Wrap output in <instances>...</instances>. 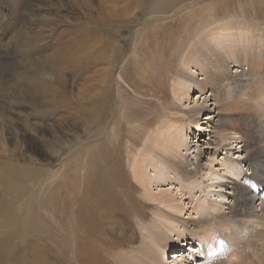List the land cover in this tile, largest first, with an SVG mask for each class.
Listing matches in <instances>:
<instances>
[{"label":"rangeland","instance_id":"1","mask_svg":"<svg viewBox=\"0 0 264 264\" xmlns=\"http://www.w3.org/2000/svg\"><path fill=\"white\" fill-rule=\"evenodd\" d=\"M259 1H263L262 4ZM38 4H42L43 8L34 6ZM73 4L72 0H0V26L2 27L0 30V73L8 76L12 68L18 67L20 73H29L31 76L30 88L32 89L37 86L47 89L50 80L54 87L60 80L59 89L52 92L55 95L61 94L67 99L65 108L57 106L60 99L56 100L55 107L36 105L34 107L33 103L26 105L24 102L18 101L17 107L10 106V92L1 90L0 116L2 118L0 117V125L8 127L11 123L18 124L20 132H25L29 137L34 138L33 147L30 146V154L34 155L33 158L38 162V165L31 167L33 171L29 178L25 177L27 176L25 171L16 173L18 181L15 189L20 192L10 190L4 179H0V222L8 223V226L0 223V238L2 240L9 238L13 242H17L21 232L26 229L24 226L30 218L29 210L32 215H48L46 205L50 198V190L56 186L54 195H60L57 186L60 179L67 175L71 176L74 171L78 172V169L93 166L90 161H87L86 156L94 154L95 157L99 141L103 137L102 130L107 125L116 128V130L114 141L107 143L106 148L115 150L113 159L116 160L115 165L125 178L124 185L133 186L128 185L129 189L135 192L137 198H141L143 195L141 185L136 182L134 165L138 163V157L144 150L143 146L150 145L160 154V152H166L162 149L168 142L177 138V147L181 146L179 149L184 167L188 171H196L197 179L177 178V181L171 182V174L166 172L164 166L159 165L158 168L164 174L163 182H159L158 185H148V190L152 192V195L163 190L176 196L177 201L180 199L182 205L179 206L183 208V211L176 214L180 220H198L204 216L214 218L218 210L226 211L230 180L243 182V179L247 177L245 175L247 166L244 165L242 159L244 154L235 137L233 140L227 141V146L219 148L220 150L210 144L212 123L209 124L205 117L209 114L210 109L215 108L213 97L210 92L203 93L196 87L194 82H202L204 76L197 68V63L196 66H193L186 61L191 62L192 59L200 58V55H193L188 59L189 48L197 41L200 44L204 40L203 45L197 46L198 43L196 44L197 48L201 50V54L204 55V59L207 58L205 54L209 50L207 45L214 48L222 46L224 50L230 46L229 51H233L235 54L240 53V55L244 50L250 52L251 48H257L258 44L264 45V0H184L181 4H177L174 11L165 15L168 19L163 22L152 19L154 14L147 8L148 0L142 5L139 1L136 3L137 6L133 5L131 8L132 15L119 19L123 28L116 35V40L121 42L120 48L125 47L122 53L115 50V58L111 57V53L95 67L65 68L62 70L60 78H57L56 72L52 73L51 71L54 70V65L47 62L52 50L56 45L64 46V41L71 37V34L76 30L72 26L74 22L76 25L77 21L87 15L91 20L96 19L95 8L98 7V0H88V9L84 6L82 9H78ZM26 12H29L34 19L27 20ZM122 12L123 10L116 11L119 14ZM184 17H187V21L183 22L187 32H182L180 35L193 31L194 35L190 44L189 39H185L189 45L179 55L174 47L177 46V41L181 37H177L175 23L182 22ZM25 22L29 23V28L38 31L37 33L43 39L42 44L30 50L24 48L23 52L5 57L3 54L11 52L9 49H13L14 39L23 31L21 28H24ZM163 26L174 33V40L164 39L167 31L163 29ZM39 28H42L41 31ZM219 28L226 29L224 36L219 34ZM207 36H211V38L208 39ZM159 43L160 46H158ZM261 54H264V51ZM257 55L259 54L256 51L254 54L251 51L248 57L252 61L256 59ZM201 61L198 64H201ZM246 66L243 64L242 69L245 70ZM230 67H233L232 64ZM96 68L112 69L107 81L103 84L92 81L85 83L84 80L89 78ZM166 72L170 76L168 80L165 79ZM119 75L122 79H119ZM181 75H186V78ZM134 80L135 84L132 82ZM82 87L91 92H98L97 96L82 94ZM221 87L222 99H220L224 103L230 102L240 90L229 82H224ZM61 89L62 91L59 92ZM246 90L247 88L244 89L245 94L248 92ZM81 94L85 97L84 100L76 98ZM35 95H37L36 92ZM72 97L74 99H68ZM103 99L105 102L102 101ZM102 103H105L104 109L102 111L100 108L96 109L97 105L101 106ZM87 104L95 108L87 109ZM33 110L38 112L35 113ZM192 110L200 112L197 116V124H200L202 129L199 131H196V128L191 126V123L188 124L184 118ZM95 112L97 114H94ZM89 113L95 116H89ZM182 113H185L183 117ZM259 134L262 136L264 149V129L260 130ZM180 138L184 139L182 145ZM0 140V155H5L7 158L8 152L13 148L2 142L1 136ZM142 144L145 145L142 146ZM4 148L6 151H2ZM13 151L18 155L17 149ZM150 163L151 160H148L142 164V168L139 167L143 178L155 175V172L148 166ZM133 188L134 190L137 188L138 191H133ZM256 195L257 198L264 199V187L258 188ZM61 199L62 195L59 196V200ZM258 199L255 203L256 206ZM123 201H125V197H123ZM139 201L145 205L149 204V206L141 205L140 208L126 210L129 215H142L143 219L140 222L135 216H131L133 219L130 218L129 223L119 222L117 218L110 216L98 221L100 224L96 225L95 231L98 232L101 229L103 234L98 236L92 231L96 239L87 238V244L94 251V259L92 261L88 259L91 264H111L112 259H110L109 253L124 255V264L131 262L132 258H138L143 243L150 242V237L147 234L142 235L144 233L142 225L147 226L151 234L154 231H160V228L163 231L165 227L172 228V231H175L171 234L172 239H175V234L184 228L179 222L165 223L157 218V215L163 214L152 211L154 205L167 213L169 210L160 207L156 202ZM90 214L101 215V209L95 208ZM200 215L202 216L200 217ZM15 221L19 222V225L14 226L13 222ZM50 223L53 224L51 221ZM232 228L231 233L226 232L225 239L222 234H219L218 245L211 246L209 250L206 249L203 240L200 243L190 244L191 238L186 236L179 241H184V245L189 244L187 249L195 247L193 249L197 252V256L198 253L202 255L205 253V257L211 259L209 264L222 262L228 264L230 259L228 260L227 257V260H224V255H227L230 249L239 252L238 246L250 240L252 235V232L246 230V226ZM3 233L10 235L2 238ZM48 237L53 240L49 241ZM115 238H120L122 243L120 240L115 241V244L109 249V253L104 251L103 243ZM59 240L60 238L57 236L47 235L46 239L39 243L41 247L38 249L48 246L51 248L53 246L49 242L55 243ZM253 240L255 241V239ZM261 250L264 252V247ZM179 251L181 255L184 254L183 249H179ZM172 252L173 250H170L168 253ZM188 253L189 250L185 251L186 255ZM30 259L34 261L33 264H64L57 254L53 256L36 253L35 256H30ZM197 261L199 264L203 263L200 257ZM167 264H172L171 258Z\"/></svg>","mask_w":264,"mask_h":264},{"label":"bare ground","instance_id":"2","mask_svg":"<svg viewBox=\"0 0 264 264\" xmlns=\"http://www.w3.org/2000/svg\"><path fill=\"white\" fill-rule=\"evenodd\" d=\"M139 1H141L142 5L147 0H98V7L95 8L96 19L91 20L90 16L87 15L81 19L82 21H77L76 25L74 22L72 26L76 30L71 34V37L64 41V46L60 47L56 45L52 50V54L47 58V62L54 65V70H51L52 73L56 72L57 78H60L59 76L65 68L72 69L75 66L95 67L111 53V57L115 58V50L118 53H122L125 47L120 48L121 42H117L116 40V35L123 28V25L119 23V19L132 15L130 12L131 8ZM151 1L148 0L149 4L147 8L154 14L152 19L163 22L168 19L165 15L174 11L177 8V4H181L184 0ZM72 3L78 9H82V6L88 9V5L90 4H88V0H72ZM34 6L43 8L42 4ZM117 10H123V12L119 14L116 13ZM26 17L27 20L33 18L29 12H26ZM185 21H187V17H184L182 22L175 23V26H177V37L180 36L181 38L177 41V49L173 47L179 55L191 43L194 35V31L180 35L182 32H187V28L183 23ZM23 26L21 34L17 35L14 39L13 49H9L11 52L3 54L5 57L10 54L23 52L24 48L30 50L42 44L43 39H41L37 30L29 28L30 26L27 22ZM40 29L42 28H39V31H41ZM163 29L167 31L164 39L168 41L174 40V33L164 26ZM0 30H2L1 26ZM218 31L220 35L224 36L226 34L225 28H219ZM186 38L189 39V44L185 42ZM207 38L209 39L211 36H207ZM197 43L198 41L189 48L188 59L193 55H200V58L192 59L191 62L187 60L186 62L193 66H196L197 63V68L201 71L204 78L202 82H194V84L203 93L210 92L213 97L212 101L215 108L210 109L209 114L205 117L209 124L212 123L210 126L212 137L210 144L215 149L224 148L227 146L226 142L233 140V137H235L241 145L240 148L244 154L242 159L244 160V165L247 166V174L245 173L247 177L243 179V182H236V180H230L229 182L230 187L227 192L226 211L218 210L214 218L204 216L198 220H180L179 216L176 215L183 211V208L179 206L182 205L180 199L177 201L176 196H172L163 190H159L154 195L148 190V185H158L159 182H163L164 174L158 168L159 165L164 166L166 172L171 174V182L177 181V178L187 180L197 179L196 171L191 172L184 167L182 162L183 157L179 149L181 146L177 147V138L168 142L166 147L162 149L166 150V152H160V154L150 145L142 144V146L145 145L143 146L144 150L140 153L141 156L138 157V163L134 165L136 182L141 185L143 195L141 198H137L135 192H132L128 187V185L130 187L133 186L130 184L124 185L125 178L122 176L121 170L117 169L115 165L116 160L113 159L115 150L113 148H106L107 143L114 141L116 130V128L107 125L102 130L103 137L99 141V148L96 150L95 157L94 154L91 156L87 154L86 156L87 161H90L93 166L91 165V168L78 169V172L75 169L76 171L71 176L67 175L65 178L60 179L57 186L60 195H62L61 200H59V194L57 196L54 195L56 186L50 190V198L46 205L48 215H32L29 210L28 215H30L32 221L30 218L27 220L24 226L26 229L21 232V235L16 240L17 242H13L9 238L3 240L0 238V264H33L34 261L30 259V256H35L36 253L53 256L57 254L60 260L64 261V264H91L90 261L94 259V251L87 244V238L91 240L96 239L92 231L98 236L103 234L101 229L98 232L95 231L96 225L100 224L98 221L101 218H108L110 216L117 218L119 222L129 223L130 218L132 220V217L135 216L140 222L143 219L142 215H129V212L126 210L130 211L131 209L140 208L141 205H145V203L139 200L156 202L160 207L169 210L167 213L154 205L152 211L163 214L157 215V218L163 222H179L184 228H181V231L175 234V239H172L171 234L175 232L172 231V228L165 227L163 231L159 227L160 231H154L151 234V231L147 229L148 227L141 224L144 229L142 235L147 234L150 237V242L143 243L142 250H136L140 252L138 258H132L128 264H167L170 258L172 264H199L197 261L199 257L203 261L200 264H209L211 259L205 257V253L203 255L198 253L197 256V252L193 249L195 247L187 249L189 244L184 245V241H179V239L186 236L190 237V244L200 243L203 240V243L207 247L206 249L209 250L211 246L218 245V241L220 240L219 234H222L225 239L226 232L231 233L233 231L232 227L238 226H246V230L252 232L250 240L238 246L239 252L230 249L228 254L224 255V260L228 257V260L230 259L228 264H264V252L261 250L264 247V199L259 197L258 199L256 195L258 188L264 187V149L262 147V136L259 134V131L264 129V54H261L264 51V45L258 44L257 48H251L250 52L244 50L241 55L240 53L235 54L233 51H229L230 46L224 50L221 44H218L221 48L209 47L207 45L206 47L209 50L205 54L207 56L205 60L204 55L201 54V50L197 48V46L203 45L204 40L200 44ZM158 46H160V43ZM231 47L236 48L233 45ZM251 51H253V54L255 51L259 54L252 61L248 57ZM151 56H153L152 53ZM201 59L204 60L201 61ZM200 61L201 64H198ZM231 64L233 67H230ZM243 64L244 66L247 64L245 70L242 69ZM110 69L96 68L93 74L84 80L85 83L91 81L97 84L105 83L111 74L112 69ZM169 72L171 73L172 71L170 70ZM4 75L0 73V93L2 94L1 90L10 92V106L18 107V101L24 102L26 105L33 103L34 105L32 106L34 107L35 105L55 107L57 105L56 100L58 99H60L59 102L57 101L59 108H65L64 105H67L66 97L64 98L61 94L55 95L52 92L59 89L60 80L54 87L50 80L47 89L42 86L32 89L30 88L32 82L30 80L32 79L31 76L29 73H20L18 67L12 68L8 76ZM133 75L135 76V74ZM181 76L186 78V75ZM169 78L170 76L166 72L165 79L168 80ZM119 79H122L120 75ZM132 82L136 83L135 80ZM224 82H229L240 89L237 95L230 102L226 103L221 100V85ZM245 88L248 91L246 94L244 93ZM82 89V94L85 93L92 97L97 96L98 92H91L84 87ZM61 91L62 89L59 92ZM35 92L37 95H35ZM133 92L136 93L134 90ZM82 94L76 98L84 100L85 97ZM68 99L72 100L74 97ZM102 101L105 102V99ZM41 102L45 104H39ZM104 105L105 103H102L101 106L97 105L96 109L100 108V111H102ZM82 106L85 107L84 105ZM91 108L95 107L87 104V109ZM33 111L35 113L38 112L37 110ZM199 113L192 110L188 113L189 115L184 116L188 124L191 123V126L196 128V131L202 129V126L197 124ZM94 114H97V112ZM184 114L182 113V117ZM89 116L95 115L89 113ZM5 126L0 125L2 142L8 144V147L10 146L13 149L10 152H8L9 149L7 150V158L5 155H0V168H2L0 170V179H4L9 185L10 190H16L15 185L18 181L16 173L25 171L27 174L25 177L29 178L33 171L31 167L38 165V162L33 158L34 155L30 154V146L33 147L34 138L29 137L25 132H20L21 129L18 124L11 123L8 127ZM163 140L165 141V139ZM180 141L182 145L184 139L180 138ZM5 149L2 151H6ZM15 149L18 150V155L13 151ZM148 160H151L148 166L155 172V175L150 178H143L139 171H141L142 164ZM139 167L141 168L139 169ZM135 190L138 191L137 188ZM135 190L133 188V191ZM188 194L190 195V193ZM123 197H125V201H123ZM257 199L258 204L256 206ZM145 206L148 207L149 204ZM95 208L101 209V215L90 214ZM112 213L114 215H111ZM0 223L8 226V223L5 221H1ZM13 225H19V222L15 221ZM7 235L10 234L3 233L1 237L4 238ZM47 235L57 236L60 240L55 241V243L49 242L53 246L51 248L48 246L38 249L41 247L39 243L45 240ZM48 239L49 241L50 239L51 241L53 240L51 237H48ZM119 240L120 238H115L114 240H107L108 242L105 241L103 243L104 251L109 253V249L115 244V241ZM120 243H122L121 240ZM35 249L38 250L34 251ZM179 249H183L184 254L181 255ZM170 250H173V252L168 253ZM188 250L189 253L186 255L185 251ZM31 252L33 253L30 255ZM109 255L111 256L110 259H112L111 264H124V255H116V253H109ZM221 257L223 256L221 255ZM126 261L128 260L126 259ZM220 264L227 263L222 262Z\"/></svg>","mask_w":264,"mask_h":264}]
</instances>
